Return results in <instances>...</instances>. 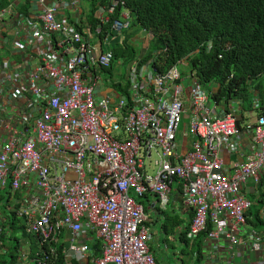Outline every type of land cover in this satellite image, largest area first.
Here are the masks:
<instances>
[{
	"label": "built area",
	"instance_id": "2783aa9c",
	"mask_svg": "<svg viewBox=\"0 0 264 264\" xmlns=\"http://www.w3.org/2000/svg\"><path fill=\"white\" fill-rule=\"evenodd\" d=\"M84 1L30 0L29 17L12 11L18 0L0 10L1 36L15 38L10 46L0 38V50L23 56L0 65V197L41 247L30 264H157L141 201L151 195L150 207L166 209L174 183L172 199L192 214L187 236L210 228L199 264H236L249 252L264 264V229L253 228L245 191L248 182L264 189V105L253 101L245 126L236 107L212 110L185 58L163 71L157 50L142 62L152 39L125 64L124 88L105 86L110 38L132 31L130 12L98 1L94 25L83 29ZM137 30L144 41L153 36ZM29 47L36 52L24 54ZM243 134L245 159L225 165L220 153L235 152ZM257 218L264 223V209Z\"/></svg>",
	"mask_w": 264,
	"mask_h": 264
},
{
	"label": "trees",
	"instance_id": "16d2710c",
	"mask_svg": "<svg viewBox=\"0 0 264 264\" xmlns=\"http://www.w3.org/2000/svg\"><path fill=\"white\" fill-rule=\"evenodd\" d=\"M8 1L0 0V10L7 7ZM22 1L23 9L28 8L30 0ZM98 1L107 0H92V4ZM119 1L130 11L131 26L138 25L153 35L150 47L152 51H159L154 62L160 71L185 58L188 69L195 72L211 98L223 105L231 99L248 101L251 95L247 91L248 81L252 80L253 85L259 87V78L264 75V0ZM118 14L119 11L116 19ZM208 44L210 48L206 51ZM113 48L114 62L121 57L120 50L129 51L127 43L123 42L115 43ZM149 52L142 62L151 58ZM130 53L133 55L132 51ZM212 84L218 87L215 93L210 87ZM209 229L208 226L193 239L187 236V231L181 235L185 248L190 249V264L201 261V243ZM2 244L6 254L0 256V264H12L18 246L5 240ZM96 252L100 255V248ZM59 261L54 264H61V259Z\"/></svg>",
	"mask_w": 264,
	"mask_h": 264
},
{
	"label": "crops",
	"instance_id": "0c3cea01",
	"mask_svg": "<svg viewBox=\"0 0 264 264\" xmlns=\"http://www.w3.org/2000/svg\"><path fill=\"white\" fill-rule=\"evenodd\" d=\"M20 5L22 4V0H19ZM53 0H49V2H51ZM64 1H68V0H64ZM103 5H106L103 1H102ZM96 5L92 4V0H90V3L87 1L82 2L80 7H77V12L81 14L82 19L84 18V23H83V29L87 26V25H94V22L92 20V10H95ZM2 37H6L5 41L8 42L7 46H10L11 43L14 41V36L12 33L8 32L7 34H2L0 33V38ZM126 38H128V40H126ZM144 38L140 37L139 32H137L136 30H132L130 32H127L126 34L124 33L123 36L120 37V39L116 42L117 44L121 42H123L124 44H131L132 46H140V45H144L145 42ZM112 44L109 45L108 50L112 51L114 48L111 47ZM29 46V45H28ZM6 50V48H5ZM0 50V65H2V61H14L15 63H19V61L23 58V56L18 57V55L15 57H12V55L8 52H5ZM32 51L35 53L36 49L29 47L27 48V50H24V54H31ZM103 51H107V48L103 47ZM119 51V50H118ZM121 54V57H118L116 59H126L127 61H130L132 59H134V56L132 55V53H130L131 51H119ZM124 54V56L122 55ZM10 56L12 58H10ZM16 66L14 65V63L12 62L10 64V69H14ZM9 69V68H8ZM9 69V70H10ZM113 70L112 71L110 70ZM108 70H106V72L108 73V77L109 79H111V83L110 87H114L118 88V89H123V85L121 84V82L125 81L126 75H124L123 78V73L122 70L120 69L119 71H115L114 73V64L112 66V68H110ZM4 71V69H2V72ZM121 71V72H120ZM0 72H1V68H0ZM126 74V73H125ZM261 80V83L259 85V87H256L255 85H253V81H248V88L247 91L251 94L249 96L248 101H245L243 99H231L229 101H227L226 105H223L222 103H218L216 101H214L213 99L210 100L209 106L210 108L213 110V107L217 106V108L222 109V110H226V109H230V107H236L239 110V113L236 115V118L238 120V124L245 126L247 123L251 122L253 120V115L251 114V105L253 103L254 100H257L259 105H264V80L261 79V77L259 78ZM258 82V79L254 82L256 83ZM115 84V85H114ZM109 87V86H108ZM123 87V88H122ZM204 87V86H203ZM212 88V92L215 93V91L217 90V85L216 84H212V86H210ZM181 138V140H185L183 141V147H185V149H188V143L190 142V139L188 137H185L186 139ZM250 148V144H249V139L248 137H246V135H241V138L239 139L238 143H237V147H236V151L228 154L227 152L223 151L220 153V156L223 158V161H225V165H231L233 163H237V162H241L245 159L246 154L248 153ZM174 185V184H173ZM177 186V185H176ZM176 188V187H175ZM172 186L171 189V194H170V198L172 199L174 196V190L175 189ZM245 191L247 192V196L248 198L253 201L255 203V205L251 208V215L254 218V221H252V226L253 228L257 231L261 233V230L264 229V223H258L257 220V214L258 211L263 207V203H262V198L264 196V189L262 187V185H260V187H254L252 182H248L245 185ZM3 196L0 197V238L2 237V240H0V256L5 255L6 253V249L3 247V240H5V243H10L13 245L18 246V250L17 252L14 254V262L12 264H30V260L32 258V253L31 250L28 248L27 244H24L22 242L19 241L18 239V235L20 232V228H18L16 226V222L12 216V214L8 211L6 204L4 202V200H2ZM153 197L151 195L146 196V198L142 199L141 202H143L144 204H146V208L147 211H149L150 213V218L147 221L146 220V226L147 224H153L160 220L159 223V228H157V230H153V229H149V234H150V240L148 242V246L150 249V252L153 254L157 264H169L168 262V255H171L169 253V248L168 245H166L164 247L165 250L161 251L160 249H158V252L154 251L152 248V235H153V231L156 232H161V234L163 236H166L165 239H168L167 236L170 235V240L172 242L175 243L176 240L179 241V249H181L182 246H184V242L181 240V235L184 234L186 231L188 232V228L191 224V211L184 209L182 203H181V199L179 200H171L170 199V205L164 209V210H159L157 207H150L149 204L151 205V203L153 202ZM144 207V206H143ZM253 208H255V210H253ZM153 213V214H152ZM154 216V218H153ZM160 216V218H159ZM159 218V220H158ZM256 219V220H255ZM260 221V220H258ZM256 223V225L254 224ZM152 231V232H151ZM9 242H6V241ZM17 241V242H16ZM35 249H37L36 251H38V245L37 243H35ZM24 252L25 255L24 257H22L21 253ZM179 252H182L181 250H179ZM178 252H173L172 255L174 258H176V262H178L177 260L179 258L178 257ZM240 253V252H238ZM227 257V255H224ZM237 256V255H236ZM24 258V259H23ZM175 260V259H174ZM260 258L255 255L252 252H249L248 255H246L245 257L243 255H238V257H236L234 259V262L236 264H240V263H245V264H260ZM175 264V263H174ZM182 264V262H181Z\"/></svg>",
	"mask_w": 264,
	"mask_h": 264
},
{
	"label": "rangeland",
	"instance_id": "374dc122",
	"mask_svg": "<svg viewBox=\"0 0 264 264\" xmlns=\"http://www.w3.org/2000/svg\"><path fill=\"white\" fill-rule=\"evenodd\" d=\"M87 2L90 3V1H87ZM23 6L24 5H20V8L19 9L16 10V8H14L12 11H14L15 13H17L18 16H19V14H21V16H23V17H29L31 13H33V14L36 13V9L30 10V8H31V5L30 4L28 5V8H25V9H23ZM17 14H16L15 18L18 17ZM19 19H21V18L19 17ZM22 19H24V18H22ZM141 35L142 36H140V37L142 38L144 36V34L141 33ZM145 35H147V34H145ZM148 36L149 37L145 36L146 39H148V40L147 41H143V42H145V43L150 42L151 39H152L151 42L154 41V37L153 36H151V35H148ZM119 39H120V36H117V35H113L110 38V41L109 42H110V44H112L111 45L112 48L115 46V43ZM144 40H145V38H144ZM139 47L140 46L138 45L137 55H138L139 51L141 50ZM152 49L153 48L150 47L149 48V51H152ZM144 52H143L144 55H147L148 52L147 51H144ZM125 62H126V59H117L116 62H114V73H115V71H119L121 69L122 70V73H123V78H124V75H125L126 68H125L124 65H120L119 63H125ZM106 70H108V69H104L103 71H101V73H102V80L103 79L105 80L109 76L108 73L106 72ZM110 70L113 73V70L112 69H110ZM261 79L264 80V75L261 76ZM109 80H111V79H109V78L106 79L105 86H107V87L110 85L109 84ZM177 140L179 141V140H181V138H179V136H178L177 137ZM183 141L184 140H182V143H183ZM149 172H151V171H149ZM151 173H154V172H151ZM173 187L174 188L176 187V183H174ZM2 196L4 197L5 194L2 193ZM4 199L5 198H2V200H4ZM263 202H264V199H263ZM142 204H143L144 207L146 206V204H144L143 202H142ZM253 210H255V208H253ZM144 215H145L146 220L148 221L149 218H150V213H149V211H147V208L146 207H145V210H144ZM153 218H154V216H153ZM159 218H160V216H159ZM159 218H158V220H159ZM158 222H160V220ZM158 222H157V224H156V222L153 223V224H147V227L149 229L157 230V228H159V223ZM16 226L18 228H20V232H19V235H18L19 241L22 242V243H24V244H27V245L29 243L28 248L31 250L32 258H36L37 257V254L41 252V247H40V245H39L36 237L27 236V235L24 234V231L22 229V222L20 220H17ZM152 233H153V235H152V243L151 244H152V248H153L154 251L158 252V249H160L161 251H163V250H165L164 247L166 245H168V248L170 249L169 250V253L171 254V255H168V257H169V259H168L169 264H174V263L175 264H181L182 261L184 262V264H190V261H191V258L189 256L190 249L185 248V246H182L181 249H179V241L176 240L175 243L172 242L170 240V237H171L170 235L167 236L168 239H165L166 236H163L161 234V232H156V234H155V231H153ZM35 243H37V245H38V251H36L37 249H35ZM93 243H94V241H89L90 249L100 248V243L98 241L95 242V247H93ZM179 250H181L182 252H179ZM173 252H178L177 253L178 254V257L177 258H179L177 260L178 262H176V258L173 257V255H172Z\"/></svg>",
	"mask_w": 264,
	"mask_h": 264
},
{
	"label": "clouds",
	"instance_id": "9594fccd",
	"mask_svg": "<svg viewBox=\"0 0 264 264\" xmlns=\"http://www.w3.org/2000/svg\"><path fill=\"white\" fill-rule=\"evenodd\" d=\"M118 1H119V0H118ZM121 2H123V1H121ZM123 3H124V2H123ZM123 6H124V9H125V3H124ZM120 10H121V9H120ZM125 10H127V9H125ZM127 11H129V10H127ZM92 12H93V10H92ZM129 12H130V11H129ZM131 27H132V26H131ZM137 27H139L140 29H143V28H141L140 26L136 25V26H133L131 30H136L137 32H139V30H137ZM120 37H121V36H120ZM151 43H152V42H151ZM151 43H150V45H151ZM129 44H130V43H129ZM129 44H127V46H128V48H129V51H132V52H133V56H134V59H135L136 56H137V48H138V47H137V48H132ZM150 45H149V48H150ZM141 46H142V45H140V47H141ZM140 47H139V48H140ZM149 48H148L147 52H149ZM153 51H154V50H153ZM151 52H152V51H151ZM151 52H149V53H151ZM113 53H114V52H113ZM145 56H146V55H144V57H145ZM144 57H143V58H144ZM134 59H132V60H130V61H133ZM116 60H117V59H116ZM128 62H129V61L126 60L125 63H119V64L125 66V64L128 63ZM113 64H114V63H113ZM112 66H113V65H112ZM125 67H126V66H125ZM111 68H112V67H111ZM125 73H126V70H125ZM247 85H248V83H247ZM263 198H264V197H263ZM263 198H262V199H263ZM254 205H255V204H254ZM254 205H253V206H254ZM253 206H252V207H253Z\"/></svg>",
	"mask_w": 264,
	"mask_h": 264
}]
</instances>
